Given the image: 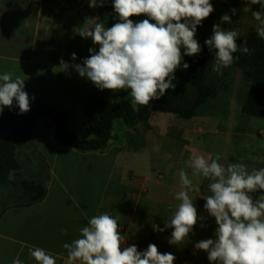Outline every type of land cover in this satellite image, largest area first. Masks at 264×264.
Here are the masks:
<instances>
[{
    "label": "clouds",
    "instance_id": "9594fccd",
    "mask_svg": "<svg viewBox=\"0 0 264 264\" xmlns=\"http://www.w3.org/2000/svg\"><path fill=\"white\" fill-rule=\"evenodd\" d=\"M251 5L264 9V0H247ZM104 0H99L103 6ZM92 7L97 0H92ZM112 7L118 22L106 27L95 18L86 17L79 31L82 38H90L94 45L90 55L82 64L74 65L80 77L90 80L100 90L118 93L126 90L131 102L147 107L154 100L165 96L169 89H175L173 81L179 68L187 70L190 65L184 57L198 56L202 47L196 39L197 27L213 12L211 0H112ZM233 15L237 9L230 10ZM256 33L264 40V12H251ZM147 18L134 22L132 17ZM221 23H232L227 13ZM239 33L214 24L212 35L204 41L214 53L213 71L218 75L230 67L234 53L251 54L246 44L237 43ZM76 59V54H72ZM61 65L68 66L63 60ZM25 80L12 78L11 73L0 75V114L4 108L15 103L20 114L31 109V99L24 90ZM158 150V149H157ZM169 155V154H166ZM220 154L205 156L193 151L184 161L192 175L202 176L210 181V195L203 197L204 209L215 219V238L202 239L195 243L197 250L207 253L210 264H264V167L248 171L241 162L219 163ZM180 190L169 204L172 211L164 228L153 225L154 230L163 232L171 228L168 240L171 245H182L189 240L196 225H204L198 214L192 192H200L185 168L179 171ZM67 235V229L61 230ZM66 250V264H174L176 256L171 252L161 253L157 245L148 244L143 251L135 244L125 245L118 220L104 212L94 215L87 226L79 229V235L62 245ZM29 254L36 264H57L64 253L51 254L41 247L33 246ZM12 264H22L17 257Z\"/></svg>",
    "mask_w": 264,
    "mask_h": 264
},
{
    "label": "crops",
    "instance_id": "0c3cea01",
    "mask_svg": "<svg viewBox=\"0 0 264 264\" xmlns=\"http://www.w3.org/2000/svg\"><path fill=\"white\" fill-rule=\"evenodd\" d=\"M222 2L234 7L240 0ZM84 5L83 0H0V59L14 62L10 63L11 69L24 70L25 75L31 77L38 68L37 63H33L38 41L47 35L57 14L78 15L85 12ZM251 11H258L257 5H251ZM239 15L242 19L253 18L245 12ZM94 17L98 22V16ZM232 23L226 29L248 25L246 20L244 24L238 20L236 26ZM3 64L6 67V63ZM24 90L37 98L30 89ZM38 99L48 104L44 98ZM48 105L68 113L61 100ZM158 113L152 115L149 128L140 124L136 129L124 130L125 138L115 133L116 120L107 148L89 152L61 146L56 141V122L51 118L40 119L31 141L18 149L16 158L20 171L13 175L12 184L1 185L6 189L16 187L20 198L27 202L8 206L1 202L0 264H12L17 257L22 264H36L29 254L33 246L54 255L64 253L57 264H66V250L62 245L75 239L91 217L104 212L118 220L126 246L135 244L143 251L152 243L161 253L174 254V264H210L207 253L194 247L202 239L215 238V219L204 209L203 197L211 194L208 179L194 176L193 184L199 185L200 192L190 195L198 214L204 218L201 221L204 226L196 225L188 241L171 245L168 242L171 228L163 232L153 228L154 224L164 228L165 222L170 220L172 211L168 206L178 203L174 195L180 190L179 171L183 168L181 164L174 177L169 175L168 178V174L161 172L158 147L142 140L150 133L161 136L158 127L161 117L157 118L156 125L153 122ZM206 120L198 119L197 113L190 120L191 124L181 127L183 162L197 151L196 140L206 132L205 126L199 123L204 124ZM67 129L77 135L69 129L68 121ZM186 171L192 174L191 169ZM23 181L43 184L47 189L45 198L37 204H29L21 192ZM261 194L264 193L253 195ZM1 198L4 201L5 194ZM62 229H67V235L62 234Z\"/></svg>",
    "mask_w": 264,
    "mask_h": 264
},
{
    "label": "rangeland",
    "instance_id": "374dc122",
    "mask_svg": "<svg viewBox=\"0 0 264 264\" xmlns=\"http://www.w3.org/2000/svg\"><path fill=\"white\" fill-rule=\"evenodd\" d=\"M83 1L85 2L84 13L75 16L72 12L57 14L58 16L50 26V30L47 31V35L44 34L38 41L33 62L38 65L37 72L31 77L27 76L24 70L11 69L10 63L14 62L0 59V75L11 73L13 79L20 77L25 80V88L33 91L37 98H44L48 104L61 100L67 108L69 129L76 132L79 139L90 140L95 135L88 128V118L85 114L86 105L95 99L110 102L128 99L131 102V97L126 90L118 93L100 90L90 80L80 77L76 72L74 65L83 63V60L90 55V48H95L98 51V46L94 45L90 38L85 39L78 34L85 18H95L96 15L99 18L98 22L104 23L106 27H111L112 24L118 22L112 7V0H104L102 7L99 6V0H97L96 7L90 6L92 0ZM222 1L211 0L214 14H211L202 22V25L197 27L196 39L201 45H205L204 41L211 37L214 24H221V27L226 29L228 23H221L220 20L221 16L226 13L232 19L234 18L233 25L238 24V20L243 24L245 20L248 23V25H242L239 28H230L239 33L237 43H245L256 29L258 22L254 18L242 19L239 15L240 12H245L247 16H252L251 6L249 11L244 10L249 6L247 0H240L234 7L225 5ZM74 7L77 6L74 5ZM233 8L237 9L235 15L230 11ZM145 18L147 17H132L134 22ZM73 53L76 54L75 60L72 59ZM61 60L68 66L61 65ZM3 63H6V67ZM213 64L210 66L207 83L215 84L217 93L215 96L209 97L198 110V119L207 120L204 124L199 123V125L205 126L206 132L196 140L197 151L213 158L216 154H220L219 163L225 166L228 163L241 162L247 166L249 172L253 169L258 170L264 167V118L249 116L242 111L250 83L244 79L242 71L237 66L232 64L223 70L222 75H218L212 70ZM133 107L138 108L136 105ZM158 117H161V126L158 125L161 136L158 133H150L147 136L144 135L142 140L158 147L157 157L161 162V172H165L168 174V178L169 175L171 178L174 177L175 171L181 164L186 170L190 169L182 161L184 146L180 141V129L192 122L191 119H182L175 114L159 112L153 120L155 125ZM128 129L123 120L117 121L115 126L117 135L125 138L124 130L128 131ZM188 174L194 182V175ZM2 190L4 193L1 192ZM3 194H5L4 201L1 198ZM1 202L8 206L11 203L19 204L27 201L20 198L19 190L16 187L12 186L6 189L0 185V209Z\"/></svg>",
    "mask_w": 264,
    "mask_h": 264
},
{
    "label": "trees",
    "instance_id": "16d2710c",
    "mask_svg": "<svg viewBox=\"0 0 264 264\" xmlns=\"http://www.w3.org/2000/svg\"><path fill=\"white\" fill-rule=\"evenodd\" d=\"M257 9H264L257 5ZM252 49L251 54L234 53L233 65L243 73L244 79L250 83V89L242 111L249 116L264 118V40L253 31L245 43H238ZM198 56L184 57L190 67H182L175 72L173 83L175 89L159 100H154L147 107L135 109L128 99L110 102L103 99L90 101L85 108L88 128L94 138L81 140L67 129L68 115L65 111L43 103L40 99L26 91L31 99L30 111L20 114L18 106L4 108L0 114V185L12 184V177L21 169L17 161L20 146L29 143L35 133L37 123L42 118H51L56 122V141L63 147L76 148L84 152L101 151L107 148L113 138V125L116 120H123L129 129H136L143 124L149 128V121L155 113L175 114L182 119H192L199 108L209 97L217 93L215 84H208L210 66L214 63V53L205 45ZM194 94V97L192 95ZM7 135H4V133ZM22 195L29 204L41 202L47 195V189L41 183L23 181Z\"/></svg>",
    "mask_w": 264,
    "mask_h": 264
}]
</instances>
